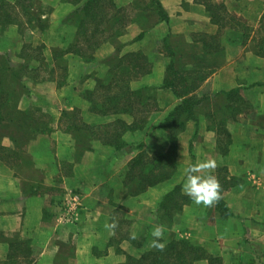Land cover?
I'll return each mask as SVG.
<instances>
[{
	"label": "crops",
	"instance_id": "0c3cea01",
	"mask_svg": "<svg viewBox=\"0 0 264 264\" xmlns=\"http://www.w3.org/2000/svg\"><path fill=\"white\" fill-rule=\"evenodd\" d=\"M114 1L120 5L135 0ZM139 1L145 5L148 2ZM214 1L224 3L228 12L245 24L247 31L237 26L219 30L201 0H161L169 20L148 29L140 41L132 42L141 32L138 25L131 26L128 34L124 35L123 41L128 43L125 53L141 50L153 63L152 72L132 81L131 87H156L160 106L152 113L151 122L145 129L125 134L127 142L143 141L148 153L166 151L169 146L161 123L180 99L171 90L162 88L170 58L159 48L170 29L180 31L181 25L182 31L191 39L186 40L187 43L196 33L220 34L221 45L225 48L223 64L220 62L222 57L202 48H198L192 59L185 62L187 69L213 71L198 92L213 95L238 89L248 104L242 112H226V128L231 135L227 155L219 151L217 126L210 118L202 117L198 127L194 121H189L179 136L176 174L141 195H128L122 182L128 162L139 150L133 148L119 154L113 147L94 141L92 150L78 152L71 135L61 126L64 111L75 108L81 110L86 121L96 120L89 112V102L81 93L97 84L96 76H92L98 69L97 64L79 62L70 55L69 72L75 66L79 67L80 74L77 77L73 75L61 88L56 81L25 78L31 92L21 98L19 108H41L53 131L48 135H37L29 142L25 152L29 155L27 162L0 149V231L10 237L19 235L30 239L34 264H57L60 261H68L69 264L125 263L126 256L116 251L117 245L132 256L140 257L141 251L134 240L139 241L147 231L152 232L154 225H160L157 222L159 204L176 185L183 186L184 169L205 160L216 161L217 167L211 170V174L218 180V170L223 166L227 167L229 176L238 179L237 184L221 193L233 214L223 216L216 203L205 207L191 201L174 216L170 231L179 235L178 238L188 239L209 253L221 256L224 264H264V41L260 43L264 39V29H261L264 0ZM31 2L37 6V16L44 14L40 12H45V16L49 14L48 29L44 33L30 29L23 36L17 27L11 26L7 32H0V53L13 54L17 45L22 47V39L30 37L44 42L45 53L51 55L54 47L62 46L59 40L72 42L75 38V26L68 19L76 8L72 3L63 0ZM40 20L46 23L44 17ZM106 46L97 52V59L113 53V47ZM20 48L17 47L18 51ZM84 74L89 77L81 81ZM221 101L216 99L217 105ZM218 106L221 108V104ZM219 114L217 112L216 116L220 117ZM122 118L132 122L129 115H122ZM193 140L194 156L190 148ZM2 145L14 147L9 138H4ZM71 196L83 202L79 210L81 218L75 224L62 225L58 213L63 201ZM124 210L130 216L129 236L123 237L119 244L112 243L117 229H120L115 223L119 224L117 215ZM112 224L116 227H109ZM132 235L136 239H132ZM67 246L70 247L68 252ZM7 252L8 245L1 242L0 261L5 259ZM195 264H208V261L200 260Z\"/></svg>",
	"mask_w": 264,
	"mask_h": 264
},
{
	"label": "trees",
	"instance_id": "16d2710c",
	"mask_svg": "<svg viewBox=\"0 0 264 264\" xmlns=\"http://www.w3.org/2000/svg\"><path fill=\"white\" fill-rule=\"evenodd\" d=\"M76 6L70 16L71 23L76 27L75 38L67 47H54L50 56L45 53L46 45L39 42L32 43L31 38L23 51L18 54V61L10 53L0 55V149L9 152L16 159L27 162L29 155L25 154L29 142L40 134H50L53 129L49 121H43L44 126H36L37 114L44 119L47 115L39 107H30L26 110L19 108V102L29 88L24 75L29 74L35 80L42 71L52 76H60L64 81L69 74L70 55L78 56L83 61H98L106 67L104 73L97 79V86L93 90H86L83 97L89 102V112L96 120L86 121L81 110L64 111L61 120L63 130L73 138L77 151L92 150V143L100 141L106 146L113 147L117 153L122 154L131 149L139 153L130 159L127 170L122 175V182L130 196L145 193L151 187L171 179L178 170L179 136L186 130L189 121L199 125L202 117L210 118L217 126L218 147L223 155H227L231 135L227 132L229 114L242 112L248 108L247 101L239 94L238 89L228 92H218L213 95L198 92L199 88L213 72L212 70L187 69L185 57L192 59V54L202 48L204 51L214 52L225 60V48L221 45L219 35L196 33L192 41L188 42L185 50L175 47L170 31L162 43V52L170 58L167 65L166 76L162 88H167L180 99L179 104L169 113L161 123L167 133L169 146L166 151L148 153L143 141L129 143L124 139L127 132H136L145 129L153 112L159 110V98L156 87L145 85L133 89L131 82L142 78L153 70V63L141 50L124 52L128 43L121 40L128 34L130 27L138 25L141 32L132 42L144 38L146 31L161 21L169 20L161 0H149L137 14L131 16L123 6L114 0H63ZM211 17V21L224 29L227 26H237L246 32L244 23L237 21V17L228 12L222 2L214 0H201ZM140 3V1H137ZM138 4V3H137ZM31 0H0V28L5 31L9 26H18L22 35L28 30L38 28L34 22L41 24L43 30L48 29V20L43 23L36 19ZM27 8V9H26ZM137 8H140L139 6ZM69 20V21H70ZM70 23V22H69ZM264 29V16L261 21ZM20 33V34H21ZM30 38V37H29ZM37 40V39H34ZM264 39H261L262 43ZM131 42V43H132ZM113 45L114 52L108 56L97 59L99 50L106 45ZM201 44V45H200ZM190 62V61H189ZM18 65L20 69L18 70ZM6 81L16 83L18 89L6 90ZM61 80H59L60 82ZM225 100L218 110L213 109L216 99ZM208 107V108H207ZM37 109V110H36ZM220 112V117H217ZM122 115L132 117V122L126 121ZM15 118L18 122L15 121ZM197 133V132H196ZM196 137V136H195ZM9 138L13 148L2 145L3 139ZM194 140L190 143L193 154ZM219 182L221 193L226 188L238 183V179L229 176L226 166L219 168ZM182 185H176L168 192L159 204L157 222L166 229L174 222V216L182 212L184 206L192 200L182 193ZM217 208L223 216L232 215L227 203L221 198L216 202ZM149 236L143 237L146 240ZM8 245L7 256L0 264H34L35 256L30 239L19 235L7 236L0 231V243ZM139 247L142 241L134 240ZM200 260H207L208 264H223L221 256L209 253L203 246L194 244L185 238L171 240L165 244L164 251L147 249L140 257L127 255L122 264H195Z\"/></svg>",
	"mask_w": 264,
	"mask_h": 264
},
{
	"label": "rangeland",
	"instance_id": "374dc122",
	"mask_svg": "<svg viewBox=\"0 0 264 264\" xmlns=\"http://www.w3.org/2000/svg\"><path fill=\"white\" fill-rule=\"evenodd\" d=\"M137 1H139V0H135L133 3L131 2H129V3H125V4H120L119 6H123V7H125L126 8V12L128 13V14H130L131 16H133L134 17V15L135 14H137L138 13V11H140V9H142V7L141 6H144L145 5V3H143V2H141L140 1V3L139 2H137ZM144 1V0H143ZM147 1H149V0H145V2H147ZM63 2H65V1H63ZM138 3V4H137ZM74 5V4H73ZM140 7V8H137V7ZM74 7H76L75 5H74ZM27 9V8H26ZM31 11H35V12H37V6L36 5H33V7L30 9ZM74 12V11H73ZM40 13H44V14H40V15H38V16H40V17H38V16H36L37 18L36 19H38V20H40V18H43L44 17V19H46V20H49L48 18L50 17L49 16V14H47L46 16H45V12H40ZM72 14V13H71ZM71 14L68 16V19L70 20L71 18H70V16H71ZM41 16H43V17H41ZM45 21V20H44ZM70 22H71V20H70ZM36 25H37V27L38 28H35V30L36 29H39L40 30V33L42 32V33H44V31L45 30H47V29H45V30H43V27L41 28V24H39V23H37V22H34ZM11 26H15V27H17L16 28V30L19 32V33H21L20 32V30H19V28H18V26H16V25H11ZM11 26H9L5 31H3L1 28H0V32L1 33H3V32H7L8 30H9V28H11ZM75 26V25H74ZM75 29H76V27H75ZM183 30V25H181V30L180 31H177V30H172V29H170V31L174 34V37L172 38V42H173V44H174V46L175 47H179V48H181V49H183V50H185L186 48H187V41L186 40H191L189 37H187L186 35H185V32L184 31H182ZM21 35H22V33H21ZM23 36H24V34H23ZM22 37V36H21ZM23 38V37H22ZM123 38H124V35L122 36V38H121V40H123ZM31 38H23L22 39V44H21V48H20V46H18L17 45V47L18 48H20V50L18 51V49H17V47H15V51H13L14 53L13 54H11V52H3V53H10L11 54V56L13 57V59L14 60H16V61H18V54L19 53H21L22 51H23V46H25L26 45V43H28V41L30 40ZM33 41H32V43H34V45H37L39 42H41L40 40H34V39H32ZM54 40V43H56V41H55V39H53ZM59 40V39H58ZM68 41V39H66L65 41H62V40H59V42H60V44H62V48H64V47H67L70 43H71V41H69V42H67ZM30 43H31V41H29ZM106 47H113V50H114V46L113 45H110V44H108ZM52 48V47H51ZM161 51H162V45H160V48H159ZM125 50V49H124ZM49 51V50H48ZM53 51V50H52ZM51 52V51H50ZM114 52V51H113ZM3 53H0V55L1 54H3ZM48 54H46L47 56H49L50 54H49V52H47ZM164 53V52H163ZM166 55V54H165ZM73 57H75V58H77V59H79V62H80V60L82 61V62H85V63H96L97 64V67H98V69H96L95 70V72L94 73H92V76H96V81H97V79H98V77L101 75V73H104L105 72V70H106V67L104 66V65H102V64H99V62L98 61H96V62H93V61H91V62H87V61H83V59H81V58H79L78 56H75V55H72ZM69 57V56H68ZM96 57H97V55H96ZM183 61H187V58L185 57V59H183ZM69 63H70V60H69ZM73 65V64H72ZM69 67H70V64H69ZM20 69V66L18 65V70ZM72 71L71 72H69V74H68V76H67V78L64 80V81H62V79H61V77L60 76H52V75H49L48 73H46L45 72V70H43L42 71V73H41V75H39L38 76V80H42V81H44V82H48V81H51V82H55L56 81V83H57V85H58V88H61V87H63V86H65L68 82H69V79H71L72 78V76L73 75H75V77H77L79 74H80V69H79V67H72V69H71ZM70 75V76H69ZM83 75V74H82ZM27 77H29V78H31V79H33L34 81H35V79H34V77H32V76H30L29 74H26V75H24V79L25 78H27ZM89 76L88 75H85L84 74V76H82L81 77V81H85L87 78H88ZM59 80H61L60 82H59ZM28 85V84H27ZM97 86V84L95 85V87ZM5 87H6V90L8 89L9 91H10V89L11 90H13L14 88H16V89H18V87L16 86V83H11V82H9V81H6V85H5ZM94 87V88H95ZM29 88V87H28ZM93 88V89H94ZM93 89H91V90H93ZM88 90V89H87ZM86 91V90H85ZM31 92V90H30V88H29V93ZM29 93H27V94H25V95H28ZM83 93L84 92H82L81 93V95H83ZM157 94L159 95V93L157 92ZM24 97V96H23ZM158 98H159V96H158ZM225 103V100L224 101H221L218 105H222V104H224ZM217 105V102H215L214 104H213V107H214V109L215 110H218V109H220L219 107L220 106H218ZM37 110V109H36ZM38 116L36 117L37 118V122H36V125H35V127L37 126H41V127H43L44 126V122L43 121H49V118L48 117H44V119H42V117H40V114L38 113L37 114ZM15 121L16 122H18V120L15 118ZM151 122V121H150ZM149 122V123H150ZM44 123V124H43ZM47 135H48V133H47ZM72 140H73V138H72ZM75 149H77V147L75 146ZM66 199V198H65ZM77 199H78V201H80L79 203H80V205L81 206H83V202H82V200H80V198H78L77 197ZM68 200V199H67ZM67 200H65V204H66V202L68 203V201ZM64 202V201H63ZM60 212L58 213V219H59V221L61 222V224L62 225H70V224H75V223H77V221L79 220L80 221V218H81V216L80 217H78V220L77 221H74V222H68V221H66L65 220V218L63 217V213L64 212H66L67 211V209L65 208V205H64V203H62V206L60 207V210H59ZM130 216H129V214H128V212L127 211H119V214L117 215V219H119V224L117 223V222H115L116 223V225H119L120 226V229H117V233H115V236H114V241H112V243H117L118 242V244H119V242H121L122 241V238L123 237H125V236H129V226H130V218H129ZM64 218V219H63ZM121 221V222H120ZM122 223V224H121ZM121 225H122V229H121ZM126 225V226H125ZM170 229H171V226H170ZM170 229L168 228V229H166V231H165V236H164V243L165 244H167L170 240H171V238L172 237H175L176 239H180V238H178V236L179 235H177L176 236V233H172L171 231H170ZM146 235H148L149 237L146 239V240H144L143 238H141V239H139V241H142L143 242V246L142 247H139V246H136V247H138L139 248V251H141V254H143L144 253V251L145 250H147V249H150L151 248V241H152V239H153V237L151 236V233H150V230L149 231H147V233L145 234V236ZM145 236H143V237H145ZM118 247H117V252L118 253H120V252H122L123 254H125V256H126V260H127V255H132V254H130V253H127L126 251H124L123 249H122V247H120L119 245H117ZM116 248V247H115ZM67 251L66 252H68L69 250H70V247L69 246H67ZM59 263H61V264H69L68 263V261H64V262H62V261H60ZM59 263H57V264H59ZM224 264V263H223ZM252 264V263H251ZM253 264H255V263H253Z\"/></svg>",
	"mask_w": 264,
	"mask_h": 264
},
{
	"label": "clouds",
	"instance_id": "9594fccd",
	"mask_svg": "<svg viewBox=\"0 0 264 264\" xmlns=\"http://www.w3.org/2000/svg\"><path fill=\"white\" fill-rule=\"evenodd\" d=\"M217 167L215 160H205L189 165L184 169L185 182L182 193L189 197L195 204L205 207L212 206L221 199V185L216 176L211 174V170ZM109 227L115 228L112 224ZM165 228L163 225H154L151 236V247L158 251H164ZM132 239H136L132 235Z\"/></svg>",
	"mask_w": 264,
	"mask_h": 264
},
{
	"label": "built area",
	"instance_id": "2783aa9c",
	"mask_svg": "<svg viewBox=\"0 0 264 264\" xmlns=\"http://www.w3.org/2000/svg\"><path fill=\"white\" fill-rule=\"evenodd\" d=\"M68 200H67L68 203L66 202V204H65V200L63 202L65 205V208L67 209V211L63 213L64 214L63 217L65 218L66 221L72 223L78 220L79 210H80V203H79L80 201H78L77 197H74V196L69 197Z\"/></svg>",
	"mask_w": 264,
	"mask_h": 264
}]
</instances>
